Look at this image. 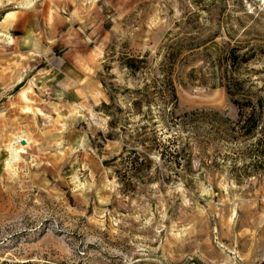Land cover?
I'll list each match as a JSON object with an SVG mask.
<instances>
[{"label": "rangeland", "instance_id": "374dc122", "mask_svg": "<svg viewBox=\"0 0 264 264\" xmlns=\"http://www.w3.org/2000/svg\"><path fill=\"white\" fill-rule=\"evenodd\" d=\"M178 39L174 114L186 117L129 112L151 74L125 58L148 53L153 67ZM258 45L235 66L260 86L264 0H0V264H264V173L238 182L215 143V114L237 112L217 54ZM108 92L123 110L111 138ZM152 129L178 154L151 152L157 168L132 176L105 165L152 145Z\"/></svg>", "mask_w": 264, "mask_h": 264}, {"label": "trees", "instance_id": "16d2710c", "mask_svg": "<svg viewBox=\"0 0 264 264\" xmlns=\"http://www.w3.org/2000/svg\"><path fill=\"white\" fill-rule=\"evenodd\" d=\"M190 40L192 41L191 38ZM210 40L208 39L200 45L192 43L189 50H195ZM260 46L251 47L242 54L237 53L239 48L231 47L225 53L226 63L220 61L223 51L217 54L220 68L215 72V78L217 83L224 87L237 112L234 120L227 119L224 121L218 119L215 114V143H224L231 148L228 153L233 156H226L231 158V162L227 163V168L238 182L243 179V176L264 173V84L258 86L255 81L250 80L249 76L245 77L238 73L237 69L238 65L251 61L258 54L256 49ZM183 48L181 39L165 45L162 53L158 54L156 65L153 67L150 63L151 59L148 58V53L125 58L123 66L131 74H151L150 80H146L140 88L132 91L135 97L129 102V112H136L146 120L152 117L150 115V107L155 104L160 108L163 118L170 117L172 125L178 121L181 122L186 117L185 113L182 115L174 114L178 98L172 73L175 63L179 61L178 53H181ZM261 50L263 49H259V54L264 56V51ZM124 90L129 92V89ZM108 96L110 102H102L101 104L105 115L109 118V132L104 136L105 138H111L115 134L113 129L121 118L118 115V111H123L121 108L111 111L114 104V96L110 92H108ZM143 106L145 107L143 108ZM143 125L144 123L137 128L145 129ZM120 130H127L126 125H121ZM151 134L152 145H144V147L140 148L132 146L127 149L125 144L117 157L104 161L105 165H110L111 162L120 160L118 164L124 166V173H130L129 176H132L151 170L153 167L154 169L157 168L150 156L151 152L158 153L159 158L163 157V152L166 148H170L169 150H171L172 154H178L179 150L176 147L172 149V142L166 144L160 140V134L157 129H152ZM140 135L142 133L134 134L135 137ZM141 144L143 145V143ZM116 172L121 174L118 170Z\"/></svg>", "mask_w": 264, "mask_h": 264}, {"label": "crops", "instance_id": "0c3cea01", "mask_svg": "<svg viewBox=\"0 0 264 264\" xmlns=\"http://www.w3.org/2000/svg\"><path fill=\"white\" fill-rule=\"evenodd\" d=\"M67 56V55H66ZM69 56V55H68ZM69 58V57H68ZM73 58V57H72ZM74 60H75V58H73ZM75 68V67H74ZM75 69H77V68H75ZM70 70V69H69ZM66 70V71H68V72H72V74H70L71 76V78L73 79V78H77V74L75 73V72H73L72 70ZM78 70V69H77ZM79 72H82L81 70H78Z\"/></svg>", "mask_w": 264, "mask_h": 264}, {"label": "water", "instance_id": "95a60500", "mask_svg": "<svg viewBox=\"0 0 264 264\" xmlns=\"http://www.w3.org/2000/svg\"><path fill=\"white\" fill-rule=\"evenodd\" d=\"M24 141H22V143H23Z\"/></svg>", "mask_w": 264, "mask_h": 264}]
</instances>
